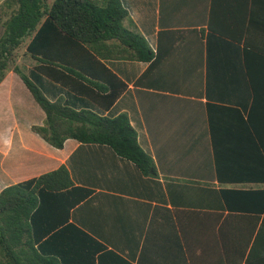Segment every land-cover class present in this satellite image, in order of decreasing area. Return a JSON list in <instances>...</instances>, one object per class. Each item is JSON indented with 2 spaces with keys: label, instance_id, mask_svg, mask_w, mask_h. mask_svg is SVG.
Here are the masks:
<instances>
[{
  "label": "crops",
  "instance_id": "obj_1",
  "mask_svg": "<svg viewBox=\"0 0 264 264\" xmlns=\"http://www.w3.org/2000/svg\"><path fill=\"white\" fill-rule=\"evenodd\" d=\"M118 1L154 55L180 38L152 70L149 62L100 60L125 85L110 107L40 70L69 75L30 57L36 32L16 63L51 102L108 118L126 113L157 176L106 145L50 146L31 129L44 124V112L10 71L0 83V192L61 166L91 191L68 213L78 238L65 231L35 245L60 264H264V231L255 238L264 209L252 195L264 191V0Z\"/></svg>",
  "mask_w": 264,
  "mask_h": 264
},
{
  "label": "trees",
  "instance_id": "obj_2",
  "mask_svg": "<svg viewBox=\"0 0 264 264\" xmlns=\"http://www.w3.org/2000/svg\"><path fill=\"white\" fill-rule=\"evenodd\" d=\"M3 11L9 12V16L2 22L0 36V83L13 71L26 85L45 114L44 124L32 126V131L56 149H61L68 139L106 145L120 158L132 162L143 176L156 177L154 162L140 147L126 113L108 118L89 110L76 111L61 98L49 101L28 78L25 67L16 63V53L36 32L27 47L30 57L40 55V61L55 69L61 67L69 75L60 70L52 73L40 70L108 108L125 85L100 60L149 62L152 70L171 52L180 36H172L169 44L154 55L118 0H6L0 9V23ZM52 47L55 54L49 51ZM66 50L72 57L70 63L64 57ZM86 66L94 71L86 70ZM99 80L107 86L98 83ZM90 194V190L73 185L64 166L3 189L0 192V264H60L55 257L45 255L43 246L37 249L35 245L44 238H59L65 231H72L71 238H78L79 231L67 223L68 213ZM252 195L262 201L259 210L262 211L264 191ZM232 208L240 209L237 205ZM251 219L255 227L258 217ZM254 227L243 236L251 239ZM262 231L264 226L255 238ZM232 236H241L240 231H234ZM89 248L100 250L98 246Z\"/></svg>",
  "mask_w": 264,
  "mask_h": 264
},
{
  "label": "rangeland",
  "instance_id": "obj_3",
  "mask_svg": "<svg viewBox=\"0 0 264 264\" xmlns=\"http://www.w3.org/2000/svg\"><path fill=\"white\" fill-rule=\"evenodd\" d=\"M8 16H9V12H5L4 11L3 14L1 13L0 36H1L2 32H3L2 22H4L8 18ZM16 55H17V57L21 55L20 49L17 51Z\"/></svg>",
  "mask_w": 264,
  "mask_h": 264
}]
</instances>
